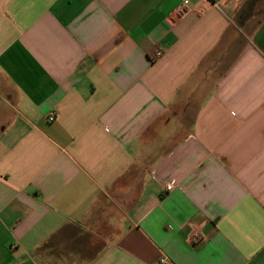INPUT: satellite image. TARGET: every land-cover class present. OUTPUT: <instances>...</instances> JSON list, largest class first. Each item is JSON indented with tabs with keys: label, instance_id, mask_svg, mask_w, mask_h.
Wrapping results in <instances>:
<instances>
[{
	"label": "crops",
	"instance_id": "0c3cea01",
	"mask_svg": "<svg viewBox=\"0 0 264 264\" xmlns=\"http://www.w3.org/2000/svg\"><path fill=\"white\" fill-rule=\"evenodd\" d=\"M190 1L0 0V264H264V0Z\"/></svg>",
	"mask_w": 264,
	"mask_h": 264
},
{
	"label": "built area",
	"instance_id": "2783aa9c",
	"mask_svg": "<svg viewBox=\"0 0 264 264\" xmlns=\"http://www.w3.org/2000/svg\"><path fill=\"white\" fill-rule=\"evenodd\" d=\"M182 4L188 10H192L194 8V6H193V4H192V2L190 0H182ZM156 56L157 57H160V56H162V53L161 52H158ZM48 120L50 122L55 121L56 120V115L54 113L50 114L49 117H48ZM171 189H172L171 186H168L167 187V190H171ZM166 262H167V258H163L161 260V263H166Z\"/></svg>",
	"mask_w": 264,
	"mask_h": 264
}]
</instances>
